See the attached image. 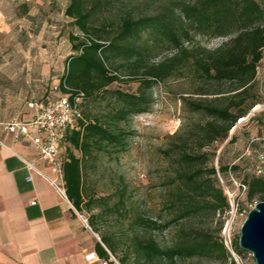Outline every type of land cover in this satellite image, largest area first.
I'll list each match as a JSON object with an SVG mask.
<instances>
[{
    "label": "rangeland",
    "instance_id": "obj_1",
    "mask_svg": "<svg viewBox=\"0 0 264 264\" xmlns=\"http://www.w3.org/2000/svg\"><path fill=\"white\" fill-rule=\"evenodd\" d=\"M180 1L89 0V5L94 8L91 24L109 41L120 30L123 17L153 15L168 6L176 7L181 13ZM69 3L70 0H0V70H14L19 75L27 70L34 72L37 85L43 83L42 79H47L48 84L44 86L48 91L56 85L64 74L66 58L76 53L70 35L75 33L81 39L87 38V34L79 31L73 19L66 15ZM92 35L96 37L93 32ZM230 36L192 32L184 43L189 50L187 57L166 79L153 86L150 109L119 123L128 132L124 148L101 152L88 164L85 170V202L79 213L87 219L85 225L88 223L90 227L86 226V229L94 242L101 241V235L114 239L116 251L111 254V261L115 264H120V259L126 255L128 264H139L133 250L136 235L152 234L163 245L171 244L181 235L204 233L223 241L222 231L231 216L229 210L224 214H215L212 208L202 206L184 218L173 220L164 230L147 229L137 220L143 215L164 223L179 214L178 203H173L176 202L179 187L183 186L178 174L185 167L181 166L178 158L183 151H191L195 147L190 142L192 131L197 124H204L209 119L206 113L194 111L191 102H212L220 92L229 95L233 87L227 82L203 79L194 62L196 57L205 56L204 50L216 49ZM149 38L150 30L144 29L137 43L143 44ZM175 53V48L156 49L150 60L159 62ZM133 61L134 58L118 56L112 59L110 66L128 74ZM258 70L260 94L264 99V48ZM139 87V80L126 79L115 81L87 96L81 102L85 118H104L114 110L117 102L109 91L122 89L135 92L139 91ZM254 97L250 93L247 100ZM263 112L264 102L258 103L250 115L241 118L237 128L230 132L236 134L235 142L227 144L226 140L216 143V156L209 162L219 167L220 157L225 165L240 167L225 176L220 174L225 193L227 186L239 202L240 209L231 220L233 240H239L241 226L248 214L246 210L255 206V201L249 202L246 192L238 184L244 183L245 173L258 174L257 167H264L261 161V156L264 157ZM255 116L263 121L252 119ZM244 251L241 257L236 255V258L233 254L236 264H255L252 253ZM177 264L232 263L230 258L226 261L218 256L205 255L180 260Z\"/></svg>",
    "mask_w": 264,
    "mask_h": 264
},
{
    "label": "trees",
    "instance_id": "obj_2",
    "mask_svg": "<svg viewBox=\"0 0 264 264\" xmlns=\"http://www.w3.org/2000/svg\"><path fill=\"white\" fill-rule=\"evenodd\" d=\"M179 3L181 13L176 7L168 6L153 15L123 17L120 30L109 41L91 24L94 8L89 5V0H70L65 10L77 29L87 34V38L81 39L75 33L70 35L76 53L66 58L64 74L49 90L48 101L58 96L53 93L56 92L55 86L59 88L57 91L69 94L71 102L76 103L78 97H82L83 101L115 81H140L139 91H109L117 104L104 118L96 117L85 123L82 110L83 117L75 121V126H81L80 129L73 127L68 131L65 143L69 146L66 157H63V167L68 197L78 210L85 202V170L88 164L97 159L101 152L124 148L128 132L119 123L150 109L153 86L166 79L187 57L189 50L184 43L192 32L210 36L231 35L216 49L204 50L205 56L196 57L194 63L201 70L203 79L227 82L233 87L229 95L220 92L212 102H191L194 111L206 113L209 119L204 124H197L192 131L190 142L195 147L191 146V151H183L178 158L181 166L185 167L178 174L183 186L179 187L176 202L173 203H178L179 214L164 223L143 215L137 221L147 229L164 230L173 220L184 218L202 206L212 208L215 214H224L230 209V200L221 183L220 174L225 176L232 169L238 171L240 167L225 165L220 157L219 167L209 162L216 156L218 148L215 144L226 140L227 144L235 142L237 137L236 134H230L231 130L234 127L236 129L238 121L249 115L258 103L264 102L258 82V69L264 48V0H182ZM144 29L150 30L151 38L138 44L137 39ZM92 32L96 37H93ZM173 48L177 50L174 55L159 62L150 60L156 49ZM118 56L134 58L128 74H122L110 66L112 59ZM141 69L143 71L139 73ZM250 93L255 97L247 100ZM74 149L79 150L81 156L75 154ZM243 180L242 184L247 187L245 192L248 201H255V205L263 201L264 173H245ZM100 237L101 241L96 244L99 257L115 264L111 261V254L116 251L114 239L108 235ZM133 250L139 264H177L180 260L205 255L218 256L226 261L230 258L231 263L236 264L224 242L207 233L181 235L169 245L161 244L152 234L136 235ZM233 250L239 256L245 253L239 240H233ZM120 264H128L127 255L120 259Z\"/></svg>",
    "mask_w": 264,
    "mask_h": 264
},
{
    "label": "crops",
    "instance_id": "obj_3",
    "mask_svg": "<svg viewBox=\"0 0 264 264\" xmlns=\"http://www.w3.org/2000/svg\"><path fill=\"white\" fill-rule=\"evenodd\" d=\"M23 72L0 70V264H101L86 258L89 252H97V242L79 210L26 160L56 176L50 164L39 159L31 141L16 140L1 127L14 118H33L49 99L47 79L37 85L34 72ZM93 120L85 118V123ZM68 146H61L62 159ZM74 152L81 156L79 150Z\"/></svg>",
    "mask_w": 264,
    "mask_h": 264
},
{
    "label": "built area",
    "instance_id": "obj_4",
    "mask_svg": "<svg viewBox=\"0 0 264 264\" xmlns=\"http://www.w3.org/2000/svg\"><path fill=\"white\" fill-rule=\"evenodd\" d=\"M58 89V86L54 87L55 91ZM81 101L82 97H78L76 103H72L69 94H60L47 103L40 105L36 115L29 120L14 118L1 123L3 131L12 134L16 140L24 138L34 144L39 159L50 164L56 176L49 175L31 161L26 160L28 166L41 173L58 193L68 201L63 159L61 158V146L66 142L69 129L75 126L76 119L83 117L82 108L80 107ZM31 105H35V103H31ZM261 159L264 163L263 156H261ZM257 170L259 173H264V167L258 166ZM221 180L223 181L222 178ZM238 186L239 188L242 187L244 191L247 189L246 185L242 183H239ZM226 193L230 200L229 213L231 216L223 228L222 236L224 244L236 256L237 254L233 250L231 220L232 216L236 215L240 208L239 203L235 200V194L227 186ZM73 208L78 211L75 206ZM80 216L87 222V219L82 214ZM87 226L90 227L88 223ZM86 258L89 261L100 260L101 264H110L109 260L101 259L96 251L89 252Z\"/></svg>",
    "mask_w": 264,
    "mask_h": 264
},
{
    "label": "water",
    "instance_id": "obj_5",
    "mask_svg": "<svg viewBox=\"0 0 264 264\" xmlns=\"http://www.w3.org/2000/svg\"><path fill=\"white\" fill-rule=\"evenodd\" d=\"M239 245L252 253L255 264H264V200L248 212L240 229Z\"/></svg>",
    "mask_w": 264,
    "mask_h": 264
}]
</instances>
